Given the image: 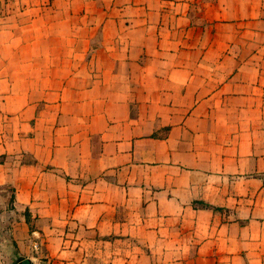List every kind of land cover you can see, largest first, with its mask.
<instances>
[{"label":"crops","instance_id":"1","mask_svg":"<svg viewBox=\"0 0 264 264\" xmlns=\"http://www.w3.org/2000/svg\"><path fill=\"white\" fill-rule=\"evenodd\" d=\"M30 229L50 264H264V0H0V264Z\"/></svg>","mask_w":264,"mask_h":264},{"label":"rangeland","instance_id":"2","mask_svg":"<svg viewBox=\"0 0 264 264\" xmlns=\"http://www.w3.org/2000/svg\"><path fill=\"white\" fill-rule=\"evenodd\" d=\"M40 240L41 238L38 234L33 233L31 229L28 230L27 231V241H26V244L22 247V250L26 246L25 250L27 249L28 251L27 253L29 254V257L32 259L33 263L50 264V262H48V258L44 256V251L43 249L40 248V244L36 243L38 241L40 242ZM0 241L7 243L6 238L5 240L3 239V233H1V231H0ZM2 247L6 248V246H2ZM14 247L16 248V251L18 252L19 248L15 242H14ZM15 263L16 261L13 258L12 259H2V262H1V264H15ZM23 264H31V263L29 261H25Z\"/></svg>","mask_w":264,"mask_h":264}]
</instances>
